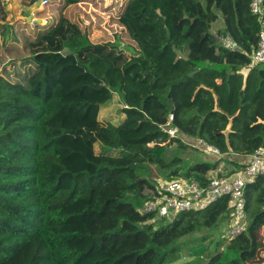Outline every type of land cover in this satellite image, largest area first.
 I'll return each mask as SVG.
<instances>
[{
	"label": "trees",
	"instance_id": "1",
	"mask_svg": "<svg viewBox=\"0 0 264 264\" xmlns=\"http://www.w3.org/2000/svg\"><path fill=\"white\" fill-rule=\"evenodd\" d=\"M64 2L67 8L85 0ZM251 2L129 0L125 16L130 8L144 3L149 5L140 8L142 12L161 6L172 10L162 16V23L173 46L188 52V68L174 78L156 76L139 111L155 130L153 136L159 135L151 141L161 138L169 142L150 147L147 141L128 140L123 123L99 125L95 138L100 152L94 172L75 173L71 186L65 188L53 183V172L64 161L45 126L63 111L66 92L60 81L43 95L34 92V80L46 68L40 57L69 53L78 67L90 72L103 63L120 72L129 58L109 42H93L62 15L50 17L44 24L12 21L7 2L0 0V264H11L36 244L44 249L48 264H85L90 252L107 257L104 264H174L179 260L181 239L202 230L213 233L223 226L226 230L207 258L187 264H264L262 175L246 187L247 231L231 241L226 232L231 225L227 198L203 210L159 218L151 224L147 222L156 215L143 214L139 208L140 203L145 208L146 190L156 186L149 178L154 175L152 167L166 180L183 177L204 185L211 171L224 161L233 174L242 165L231 157L249 156L264 147V64L250 68L261 22L252 14ZM219 21L223 27L215 33L213 25ZM229 37L234 44H227ZM243 69L250 74L238 114L231 116L218 108L201 113L198 102L187 104L188 92L203 74L229 85L243 78ZM164 94L166 98L161 100ZM227 106L231 108L232 103ZM169 121L177 137L170 138L162 130ZM183 136L215 147L221 156L216 162L202 159L182 164L171 148L187 150ZM79 204L82 233L70 230L75 222L65 213ZM80 238L89 245L87 254L77 248Z\"/></svg>",
	"mask_w": 264,
	"mask_h": 264
},
{
	"label": "rangeland",
	"instance_id": "2",
	"mask_svg": "<svg viewBox=\"0 0 264 264\" xmlns=\"http://www.w3.org/2000/svg\"><path fill=\"white\" fill-rule=\"evenodd\" d=\"M5 1L12 21L30 18L33 24H39V22L44 24L46 19L62 15L78 25L82 32L90 35L93 42L97 44L109 42L129 58L128 64L120 72L114 71L113 67L107 63L101 64L90 72L78 67L76 58L69 53L40 57V61L46 65V68L34 80V92L43 95L50 91L57 81L62 83L66 92L63 111L45 126L48 138L56 142L64 161V164L53 172L54 184L68 188L71 186L72 176L75 173L84 170L94 172V164L100 152V145L95 138V131L99 125L123 123L127 128L128 140L147 141L150 147H162L169 142H163L161 138L151 141L159 135L153 136L155 130L145 118L140 117L139 111L142 100L149 93L156 76L174 78L188 68L187 50L184 48L180 51L173 46V41L169 39L162 23V16H168L173 12L172 10L161 6L142 12L140 8L149 5L144 3V5L130 8L125 16L129 0H85V3L67 8L64 0ZM222 27L219 21L213 25L212 30L216 33ZM154 68H157L156 72ZM249 74L250 71L244 72L242 79L239 78L237 82L234 81L229 85L223 79L212 81L203 74L198 78L197 86L188 92L189 99L186 102L187 104L198 102L201 113L218 108L225 110L231 116L236 115L239 112L242 97L248 89L246 78ZM160 98L165 100L166 94L161 95ZM202 98H206L207 101L203 102ZM228 102L232 103L231 108H228ZM165 104L168 107L166 102ZM174 136H178L177 132ZM182 138L184 143L189 145L187 150L180 151L175 145L171 148L172 155L177 154L182 164H192L202 159L209 162L218 160L216 156L206 154L198 146L200 141L197 139L184 136ZM231 160L240 162L243 158L233 156ZM231 169V165L224 161L219 166V175L226 174ZM153 172L154 175H150L149 178H153L156 182L165 180L156 167H152ZM139 208L143 210L144 204L140 203ZM80 211L79 204L70 207L65 213L75 222L70 230L82 233L84 228L79 220ZM158 219L156 216L147 224L154 223ZM232 221L237 222L234 219ZM225 227L213 233L202 230L181 239L178 244L181 246L178 253L179 260L174 264L205 260L206 254L215 249L217 237L222 235L223 230H226ZM76 243L78 250L87 254L89 245L83 244L82 238L76 240ZM89 255L91 257L86 259L85 264H104L108 260L105 256H94L92 252ZM45 260L44 249L36 244L25 250L11 264H48Z\"/></svg>",
	"mask_w": 264,
	"mask_h": 264
},
{
	"label": "built area",
	"instance_id": "3",
	"mask_svg": "<svg viewBox=\"0 0 264 264\" xmlns=\"http://www.w3.org/2000/svg\"><path fill=\"white\" fill-rule=\"evenodd\" d=\"M263 5L264 0H252L251 2V12L261 22L258 48L252 55V66L264 64ZM168 132L171 136L176 133L174 129ZM202 144L209 153L221 156L218 149L205 143ZM260 175L264 176V147L246 156V161L242 163L240 170L233 174L226 172V174L219 175L218 169L211 171L204 185L196 180L183 177L169 181H157L155 189L147 190L145 193L146 204L142 213H153L158 218H170L178 214L204 209L227 198L230 201L231 225L226 232L231 240L247 231L245 191L247 185ZM148 207H150L149 210H147ZM233 219L237 222L234 223Z\"/></svg>",
	"mask_w": 264,
	"mask_h": 264
},
{
	"label": "crops",
	"instance_id": "4",
	"mask_svg": "<svg viewBox=\"0 0 264 264\" xmlns=\"http://www.w3.org/2000/svg\"><path fill=\"white\" fill-rule=\"evenodd\" d=\"M44 23H46V20L44 21ZM246 71H249V69L248 70H246V69H243V70H241L240 71V73H244V72H246ZM223 111H225V110H223ZM171 124H172V121H171V123H170V121L168 122V124H167V127L166 128H162V130L164 131V132H167L169 135H170V133L168 132L170 129H174L176 132H177V130L175 129V128H173V127H171ZM171 137H175V136H171L170 135V138ZM198 141H200L199 142V147L206 153V154H208V155H214V154H212V153H209L208 151H207V149H206V147L205 146H203V144L202 143H205V142H203V141H201V140H198ZM206 144V143H205ZM206 145H208V144H206ZM208 146H210V145H208ZM211 147H213V146H211ZM215 148V147H214ZM214 156H216V155H214ZM216 157H219V156H216ZM237 157H240V158H243V160H241L240 162H236V163H239V164H241L242 165V163H244L245 161H246V156H237ZM245 157V158H244ZM166 180V179H165ZM169 181V180H168Z\"/></svg>",
	"mask_w": 264,
	"mask_h": 264
},
{
	"label": "water",
	"instance_id": "5",
	"mask_svg": "<svg viewBox=\"0 0 264 264\" xmlns=\"http://www.w3.org/2000/svg\"><path fill=\"white\" fill-rule=\"evenodd\" d=\"M21 19H24V20H26V21H28V22H31V20H30V18L29 19H25V18H21ZM229 41L227 42V44L228 45H230V44H234V41L229 37V39H228Z\"/></svg>",
	"mask_w": 264,
	"mask_h": 264
}]
</instances>
